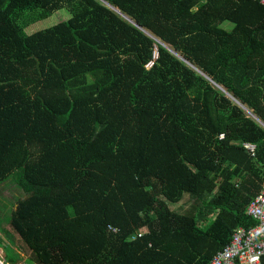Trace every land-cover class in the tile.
Wrapping results in <instances>:
<instances>
[{
	"label": "trees",
	"instance_id": "obj_1",
	"mask_svg": "<svg viewBox=\"0 0 264 264\" xmlns=\"http://www.w3.org/2000/svg\"><path fill=\"white\" fill-rule=\"evenodd\" d=\"M8 178L10 231L38 264H207L256 223L264 3L0 0Z\"/></svg>",
	"mask_w": 264,
	"mask_h": 264
},
{
	"label": "built area",
	"instance_id": "obj_2",
	"mask_svg": "<svg viewBox=\"0 0 264 264\" xmlns=\"http://www.w3.org/2000/svg\"><path fill=\"white\" fill-rule=\"evenodd\" d=\"M259 2L264 3V0ZM243 147L253 150L249 144H243ZM245 213L256 223L247 227L236 226L229 241L213 254L207 264H264V184L246 204ZM108 228L117 230L111 226ZM139 235L140 232H137L128 238L133 239ZM0 264L10 263L0 256Z\"/></svg>",
	"mask_w": 264,
	"mask_h": 264
},
{
	"label": "rangeland",
	"instance_id": "obj_3",
	"mask_svg": "<svg viewBox=\"0 0 264 264\" xmlns=\"http://www.w3.org/2000/svg\"><path fill=\"white\" fill-rule=\"evenodd\" d=\"M121 16L125 17L123 14ZM127 18V17H126ZM229 22L225 21L227 25ZM228 26V25H227ZM237 104V102H236ZM245 114L249 117H254L243 105L238 103ZM18 187L9 178L0 182V252L5 259L10 262L15 259L13 264H38L34 254L28 249L16 234L10 231L8 219L11 210L15 206L16 196H18ZM193 202H192V201ZM194 200L186 193L184 196L173 205L176 210L181 212H190L192 210ZM11 264V263H10Z\"/></svg>",
	"mask_w": 264,
	"mask_h": 264
},
{
	"label": "clouds",
	"instance_id": "obj_4",
	"mask_svg": "<svg viewBox=\"0 0 264 264\" xmlns=\"http://www.w3.org/2000/svg\"><path fill=\"white\" fill-rule=\"evenodd\" d=\"M156 54H157V53H156V51H155V52L153 53V56L156 57ZM151 64H152V61L148 62V63L146 64V66H147V67H148V66H151ZM228 96H229V95H228ZM253 118H256V117H253ZM257 119H258V118H256V120H257ZM257 121H259V120H257ZM259 123H260V121H259ZM260 124L262 125V123H260ZM137 232H140V231H137ZM137 232H132V233H130V234H135V233H137ZM130 234H129V235H130ZM129 235H128V236H129ZM135 237H136V236H135ZM135 237H134V238H135ZM128 239H129V238H128ZM129 240H130V239H129ZM6 261H7V260H6ZM7 262H8V261H7Z\"/></svg>",
	"mask_w": 264,
	"mask_h": 264
},
{
	"label": "crops",
	"instance_id": "obj_5",
	"mask_svg": "<svg viewBox=\"0 0 264 264\" xmlns=\"http://www.w3.org/2000/svg\"><path fill=\"white\" fill-rule=\"evenodd\" d=\"M0 256H2V255H1V252H0ZM2 258L5 259V257H3V256H2ZM5 260H6V259H5ZM9 263L13 264L14 262H11V261H10Z\"/></svg>",
	"mask_w": 264,
	"mask_h": 264
},
{
	"label": "water",
	"instance_id": "obj_6",
	"mask_svg": "<svg viewBox=\"0 0 264 264\" xmlns=\"http://www.w3.org/2000/svg\"><path fill=\"white\" fill-rule=\"evenodd\" d=\"M195 69H196V67H194ZM197 71H199L198 69H196ZM200 72V71H199ZM221 88V87H220ZM257 120H259V119H257ZM260 121V120H259ZM260 123H261V121H260Z\"/></svg>",
	"mask_w": 264,
	"mask_h": 264
}]
</instances>
